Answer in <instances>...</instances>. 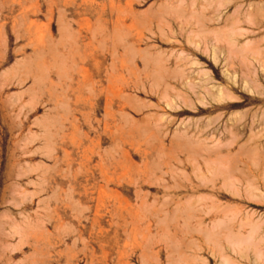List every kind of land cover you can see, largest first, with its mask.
Returning <instances> with one entry per match:
<instances>
[{"label": "rangeland", "instance_id": "obj_1", "mask_svg": "<svg viewBox=\"0 0 264 264\" xmlns=\"http://www.w3.org/2000/svg\"><path fill=\"white\" fill-rule=\"evenodd\" d=\"M0 88V264H264V0H0Z\"/></svg>", "mask_w": 264, "mask_h": 264}, {"label": "bare ground", "instance_id": "obj_2", "mask_svg": "<svg viewBox=\"0 0 264 264\" xmlns=\"http://www.w3.org/2000/svg\"><path fill=\"white\" fill-rule=\"evenodd\" d=\"M33 1H34V0H33ZM74 2H75V1H74ZM31 13H33V12H31ZM28 14H29V13H28ZM27 18H28V17H27ZM28 23H29V22H28ZM19 24H20V23H19ZM19 24H18V25H19ZM115 25H116V24H115ZM16 26H17V25H16ZM19 26H20V25H19ZM31 27H32V26H31ZM16 28H17V27H16ZM59 28H60V27H59ZM61 28H62V27H61ZM88 30H89V29H88ZM3 31H4V29H3ZM18 32H19V31H18ZM18 34H19V33H18ZM67 35H68V34H67ZM68 40H69V39H68ZM45 41H46V40H45ZM39 46H40V45H39ZM34 47H35V46H34ZM37 55H38V54H37ZM45 63H46V62H45ZM41 65H42V64H41ZM39 67H40V66H39ZM37 71H38V70H37ZM37 71H36V72H37ZM50 71H51V70H50ZM48 73H49V72H48ZM36 76H37V75H36ZM49 77H50V76H49ZM88 79H90V77H89ZM42 80H43V79H42ZM64 80H65V79H64ZM89 81H90V80H88V81H86V82H89ZM50 83H51V82H50ZM35 84L37 85V83H34V85H35ZM88 84H89V83H88ZM31 85H32V84H31ZM0 89H1V88H0ZM112 89H113V88H112ZM112 89L110 88V90H112ZM40 90H41V89H40ZM45 90H46V88H45ZM110 90L108 89V91H110ZM112 93L115 94L116 92L112 91ZM116 97H117V95H116ZM117 98H119V97H117ZM120 98H121V97H120ZM83 113H84V112H83ZM68 128H69V127H68ZM75 131H76V130H75ZM75 131H74V132H75ZM48 169H49V168H48ZM27 173H28V172H27ZM17 188H18V187H17ZM41 192H42V191H41ZM10 193H11V192H10ZM12 193H13V192H12ZM55 193H56V192H55ZM116 193H117V192H116ZM100 198H102V197H100ZM17 202H18V201H17ZM20 204H21V203H20ZM17 205H18V204H17ZM80 221H81V220H80ZM103 231H104V230H103ZM82 250H83V249H82ZM117 264H118V263H117Z\"/></svg>", "mask_w": 264, "mask_h": 264}]
</instances>
